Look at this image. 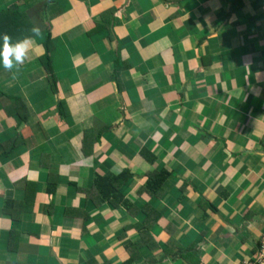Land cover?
Masks as SVG:
<instances>
[{"label":"crops","instance_id":"0c3cea01","mask_svg":"<svg viewBox=\"0 0 264 264\" xmlns=\"http://www.w3.org/2000/svg\"><path fill=\"white\" fill-rule=\"evenodd\" d=\"M11 6L40 36L19 71L0 64V264L250 260L264 0H0V13ZM125 170L130 209L101 202L95 179ZM150 172L167 175L155 196L140 193Z\"/></svg>","mask_w":264,"mask_h":264},{"label":"trees","instance_id":"16d2710c","mask_svg":"<svg viewBox=\"0 0 264 264\" xmlns=\"http://www.w3.org/2000/svg\"><path fill=\"white\" fill-rule=\"evenodd\" d=\"M18 18L19 15L16 13L15 8L11 6L8 10L0 13V47H2L3 41L2 36L4 34H9L12 41L22 40L28 36L24 28L17 26L14 23L13 17ZM45 53L40 56V60L45 64V70L50 77V81L53 82L55 79L50 76L52 73L51 68V56L49 53L52 49V39L49 34H47L46 41L44 42ZM4 94L0 91V100L4 98ZM107 176V177H106ZM104 177H97L94 183L95 195L99 194L101 197V202L107 201L111 203L114 207H121L130 209V201L126 199L120 192L122 186L131 177V173L128 170L123 171L119 175L107 174ZM166 174L164 173H148V179L141 189L140 193H148L152 195H157L158 191L162 190L164 182L166 181Z\"/></svg>","mask_w":264,"mask_h":264},{"label":"clouds","instance_id":"9594fccd","mask_svg":"<svg viewBox=\"0 0 264 264\" xmlns=\"http://www.w3.org/2000/svg\"><path fill=\"white\" fill-rule=\"evenodd\" d=\"M40 36V28L35 26L31 29V35L22 40L12 41L8 34L2 36V47H0V64L6 71L13 69L19 71L21 65L28 59L30 46L35 38Z\"/></svg>","mask_w":264,"mask_h":264},{"label":"built area","instance_id":"2783aa9c","mask_svg":"<svg viewBox=\"0 0 264 264\" xmlns=\"http://www.w3.org/2000/svg\"><path fill=\"white\" fill-rule=\"evenodd\" d=\"M242 264H264V238L261 240L256 254L248 261Z\"/></svg>","mask_w":264,"mask_h":264}]
</instances>
